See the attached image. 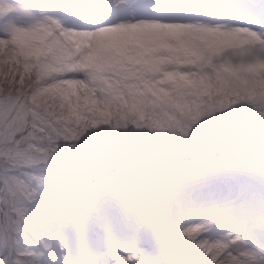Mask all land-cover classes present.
Returning a JSON list of instances; mask_svg holds the SVG:
<instances>
[{
	"label": "snow or ice",
	"instance_id": "1",
	"mask_svg": "<svg viewBox=\"0 0 264 264\" xmlns=\"http://www.w3.org/2000/svg\"><path fill=\"white\" fill-rule=\"evenodd\" d=\"M161 247L264 264V0H0V264Z\"/></svg>",
	"mask_w": 264,
	"mask_h": 264
},
{
	"label": "rangeland",
	"instance_id": "2",
	"mask_svg": "<svg viewBox=\"0 0 264 264\" xmlns=\"http://www.w3.org/2000/svg\"><path fill=\"white\" fill-rule=\"evenodd\" d=\"M15 2V1H14ZM16 3H24V4H31L32 0H24V1H20ZM248 159V160H252L251 157L248 156H235V157H230L228 158L229 160L225 161H221L220 162V167H222L224 170H230V172H234L235 175L233 176V183L236 184H241L243 185V191L248 195V197L250 199H256L258 200L260 198L261 195V189H260V185H259V181H258V172H256V170L258 169H253L252 166V170H249V167H246V164H243L239 161H236L237 159ZM257 163V162H256ZM234 164L235 166H231L229 167V165ZM237 164L239 166H237ZM239 167V168H238ZM251 177H257V179L255 180L254 183H249V178ZM170 259L171 256L169 255ZM72 260H77L75 258H68V260L71 262ZM61 264H64V262H61ZM167 264V263H166Z\"/></svg>",
	"mask_w": 264,
	"mask_h": 264
},
{
	"label": "clouds",
	"instance_id": "3",
	"mask_svg": "<svg viewBox=\"0 0 264 264\" xmlns=\"http://www.w3.org/2000/svg\"><path fill=\"white\" fill-rule=\"evenodd\" d=\"M241 35L243 37L244 34H241ZM48 82H50V81H42V83H48Z\"/></svg>",
	"mask_w": 264,
	"mask_h": 264
},
{
	"label": "bare ground",
	"instance_id": "4",
	"mask_svg": "<svg viewBox=\"0 0 264 264\" xmlns=\"http://www.w3.org/2000/svg\"><path fill=\"white\" fill-rule=\"evenodd\" d=\"M105 259H111L110 257H105Z\"/></svg>",
	"mask_w": 264,
	"mask_h": 264
}]
</instances>
